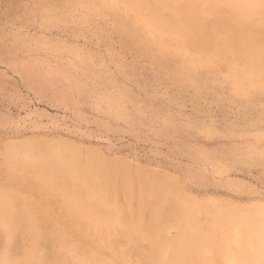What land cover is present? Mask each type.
I'll return each instance as SVG.
<instances>
[{
	"label": "rangeland",
	"instance_id": "rangeland-1",
	"mask_svg": "<svg viewBox=\"0 0 264 264\" xmlns=\"http://www.w3.org/2000/svg\"><path fill=\"white\" fill-rule=\"evenodd\" d=\"M191 2L0 0V225L21 227L11 252L32 246L33 224L49 232L42 254L64 264L78 262L63 240H85L78 254L94 264H150L144 194L111 193L125 219L144 218L130 236L79 219L74 165L98 186L160 188L180 209L157 237L163 264H264V8L247 20Z\"/></svg>",
	"mask_w": 264,
	"mask_h": 264
},
{
	"label": "bare ground",
	"instance_id": "bare-ground-1",
	"mask_svg": "<svg viewBox=\"0 0 264 264\" xmlns=\"http://www.w3.org/2000/svg\"><path fill=\"white\" fill-rule=\"evenodd\" d=\"M212 1H214L215 3L225 2L227 3V5H232L236 10H238L237 12L239 11H240L239 13L242 12V15L247 20H249L256 12H259L264 8V0H192V2L189 4L190 5L189 10L190 11L195 10L199 3L205 5V3H212ZM221 5L223 4H220V6ZM244 17L243 19L246 20ZM187 21L183 23L188 24ZM223 23H220L219 27L225 26V24ZM44 163L41 164L45 165ZM59 165L61 166V164ZM72 166L73 168H75V171L76 170L77 171L75 173H72L71 171L72 174L68 178L69 182L67 181L68 183H66L65 182L66 178L65 180L64 178H62L64 183L68 184V188H67L68 204H69L68 206L70 207L69 211H71V214L82 220L83 219L84 220L88 219L92 221L100 220L104 222L111 221L114 225L124 226L126 228L125 234L129 236L133 232L132 229L133 226L134 227L138 226L139 223H142L141 219L145 218L146 224L149 225L151 227L150 229L152 230L148 233V236L150 238L156 239L155 241L157 242V244L151 246L149 250L145 251L144 253L145 257L149 259L150 264H163L162 260L168 259V256L163 255L161 250L162 246L159 245L160 241H158L157 237L159 238L162 237V239H164L162 235V231H164V228L168 224L167 221L169 217L179 214L180 209L162 195L163 192L160 188H155L154 190L152 188L146 189L144 185L141 186L136 185L134 180L131 181L127 180L126 182L122 183L121 182L122 180H120L122 178L117 177L118 175L116 171H112L107 175H109L108 177L113 176L119 178V180L118 179L117 180L120 181V184L117 183L118 181L116 182L114 181L112 184L108 180V178H106L108 181L106 180L102 184H100L99 182L100 185L98 186L96 185L95 182L90 180L91 171L89 169H86L81 166H76V167H74V165ZM56 171L59 170L56 169ZM60 172L61 171H59V174ZM135 190H139L141 193L144 194L142 197H139L140 205L142 207L149 209L148 210L149 215L145 216L144 218L143 216L142 217L140 216V218L139 217L136 218L132 224L128 219H125L127 217L125 216V214L122 213V210L119 207V205L111 201V197L112 199L114 198L113 196H111V193H117L118 191H123L126 194H129ZM21 217L23 219H28L27 212H24V214ZM27 226L28 227H26V230H29L30 231L29 234L33 236L31 241L32 246L26 251L23 249L21 253H16V252L13 253L10 250V243L14 238L13 236L19 232L21 227H19V225L16 224L2 223V225H0V237L2 236L3 237L2 240H4L3 250L5 248L4 254L0 255V264H64L61 261H59L56 255L52 254L53 252H47L46 254H42V252H44V246L46 243L44 237H47L49 235V232L48 231L45 232V230L33 224ZM197 238H198L197 233L189 232V235H187L183 239L181 244L182 243L192 244ZM85 244H87L85 240L77 242L75 246L69 244L66 240H63L60 243H58L61 249L75 255L78 264H94L93 259H89L85 255L78 254L80 247L82 251L85 249L86 247ZM55 245H57L56 242ZM81 245H83V247Z\"/></svg>",
	"mask_w": 264,
	"mask_h": 264
}]
</instances>
